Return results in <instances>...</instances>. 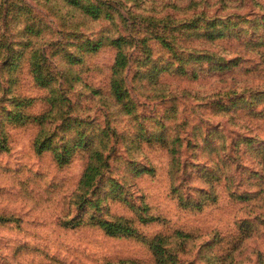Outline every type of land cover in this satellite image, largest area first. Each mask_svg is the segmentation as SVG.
<instances>
[{"label": "rangeland", "instance_id": "374dc122", "mask_svg": "<svg viewBox=\"0 0 264 264\" xmlns=\"http://www.w3.org/2000/svg\"><path fill=\"white\" fill-rule=\"evenodd\" d=\"M0 264H264V0H0Z\"/></svg>", "mask_w": 264, "mask_h": 264}]
</instances>
